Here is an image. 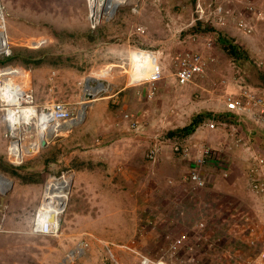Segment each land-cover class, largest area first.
I'll list each match as a JSON object with an SVG mask.
<instances>
[{
  "label": "rangeland",
  "instance_id": "rangeland-1",
  "mask_svg": "<svg viewBox=\"0 0 264 264\" xmlns=\"http://www.w3.org/2000/svg\"><path fill=\"white\" fill-rule=\"evenodd\" d=\"M2 2L10 54L0 60L19 58L0 67L20 73L1 78L21 82L26 103L63 101L76 117L90 103L20 165L0 111V264H264V190L254 186L264 184V117L258 104L235 106L244 94L264 99V0H126L97 27L90 0ZM195 53L205 70L182 85L178 69ZM89 82L105 89L87 98ZM200 113L224 116L172 135ZM11 165L19 173L2 169ZM64 173L61 233L40 234L45 182Z\"/></svg>",
  "mask_w": 264,
  "mask_h": 264
},
{
  "label": "built area",
  "instance_id": "built-area-1",
  "mask_svg": "<svg viewBox=\"0 0 264 264\" xmlns=\"http://www.w3.org/2000/svg\"><path fill=\"white\" fill-rule=\"evenodd\" d=\"M0 9L3 13V25L6 24L5 10L2 0H0ZM99 15L93 16L90 9L89 18L93 24V27H97L99 23L106 17L111 18L105 11L98 8ZM104 12V13H103ZM106 13V14H105ZM100 16V17H98ZM7 25V24H6ZM8 32V30H7ZM5 32L6 36L0 39L6 38V47L0 49V54H10L8 33ZM1 42V41H0ZM206 67V61L202 54L195 53L191 54L183 59L181 66L178 69L177 79L182 85L187 84L194 80V78L204 72ZM20 73V70L12 65H7L6 67H0V111L4 113L6 122L8 123L9 130L8 135L11 138L9 146V157L10 161L16 165L23 163L25 155L32 154L42 146L43 141L45 144L49 142L54 136H59L64 133L69 132L75 124L77 117L74 115V111L63 101H54L51 103L33 104L30 99L29 102H25L24 91L22 89L21 82H13L11 78L5 79L1 78L7 74ZM11 86H17L22 94V96L17 97L12 94ZM2 89L6 90L4 92ZM5 97L17 98V102L13 103L9 99L6 101ZM244 101H237L235 103L236 108L246 109L250 108L252 105L258 104L261 113L264 117V99H259L254 97L252 94H244L242 96ZM16 115L19 116L16 123H12V118ZM264 120V118H262ZM210 127H215V123L212 119L206 120ZM206 124V123H205ZM134 125V124H133ZM49 132H51L50 135ZM44 134V135H43ZM23 137H31V141L25 145ZM16 142V145L14 143ZM43 144V145H45ZM207 147V148H206ZM204 149L205 160H211L214 158L212 147L206 146ZM176 149H180L176 147ZM186 148L185 150H187ZM154 153L155 150H152ZM154 158V154L151 155ZM72 175L64 173L62 175H52L47 178L42 195V202L37 209L35 215V230L43 235L49 236H59L61 231V215L66 210L70 189L66 191L65 185L59 187V182L69 180L72 182ZM192 180L195 182L196 187H201L206 185L205 178L200 172L195 171L191 176ZM256 188L264 190L263 183H256L254 185ZM56 210V220L52 221L50 219L51 215ZM59 217V221L57 218Z\"/></svg>",
  "mask_w": 264,
  "mask_h": 264
},
{
  "label": "trees",
  "instance_id": "trees-1",
  "mask_svg": "<svg viewBox=\"0 0 264 264\" xmlns=\"http://www.w3.org/2000/svg\"><path fill=\"white\" fill-rule=\"evenodd\" d=\"M207 28L209 30H214L213 29L214 27L211 25V23L208 24ZM200 29L203 30L205 28L202 27L201 24L193 28V30H195V31H198ZM219 40H220V42L223 43L224 47L227 49V51L230 53V55H232V57L239 58L240 56L243 55V50H242L241 45L239 43H235L233 40L226 38L220 34H219ZM17 55H19V54H17ZM17 55H15V56H17ZM15 56L6 57L5 59H1L0 64H4V63L12 61ZM17 58H19V56H17ZM24 61L27 63V65H31L34 62H39L38 59H33L30 56L24 58ZM260 76L264 80V71H260ZM207 115L212 120H215V119L219 120V119L223 118V116H224V115H221V113L217 114V115L213 114V113H207ZM207 115H206V113L198 114L196 117H194V119L192 120V122L190 124L185 125L184 127H180L178 129H175L174 131H171L172 135L182 134L183 136H187V135L192 134L197 129V127L203 122V120L206 118ZM22 167H24V166H22ZM18 168H20V167H15L13 165L7 166V167L2 166V169H4L5 171H9L11 173H16V174L19 173Z\"/></svg>",
  "mask_w": 264,
  "mask_h": 264
},
{
  "label": "bare ground",
  "instance_id": "bare-ground-1",
  "mask_svg": "<svg viewBox=\"0 0 264 264\" xmlns=\"http://www.w3.org/2000/svg\"><path fill=\"white\" fill-rule=\"evenodd\" d=\"M126 0H90V3H91V7H92V9L96 12V14L97 15H99V13H98V8L101 10V12L102 11H112L113 10V8L114 7H117L118 5H120V4H122L123 2H125ZM110 11V12H111ZM2 12H1V9H0V26H4L3 25V23H2V21H3V16H2ZM0 36L1 37H3V36H6V34H5V31H1L0 32ZM0 49H4L5 47H6V42H7V40H6V38H3V39H0ZM87 90L89 91V93H90V90H94V91H100V90H103V89H105V86L102 84V83H100L98 86H93L92 84H90V82L87 84ZM92 93V92H91ZM14 95V94H13ZM6 98V101L9 99L11 102H13V103H16L17 102V100L15 99V98H11V97H5ZM89 103H90V100H86L82 105H83V107H82V109H80L79 110V116L77 117V119H76V121L77 122H79L82 118H84L85 117V115H86V112H87V107L89 106ZM19 118V116L18 115H16L15 117H13L12 119V121H11V124L12 123H16L17 122V119ZM51 134V132H49V134L48 135H50ZM44 135V134H43ZM14 145H16V142L14 143ZM0 174H2V173H0ZM3 175H5V174H3ZM7 180L9 181V183L11 182V180L7 177ZM70 183H71V181L69 182V180H65V181H62V182H59V184H58V186L59 187H62V186H64L65 185V187H66V191H67V189L70 187L69 185H70ZM11 184V183H10ZM10 184H8V187H5L3 190H1V191H5V190H7L9 187H10ZM56 210L54 209V214H55V216H56ZM55 220H56V217H55ZM54 220V221H55ZM57 221H59V217L57 218Z\"/></svg>",
  "mask_w": 264,
  "mask_h": 264
},
{
  "label": "water",
  "instance_id": "water-1",
  "mask_svg": "<svg viewBox=\"0 0 264 264\" xmlns=\"http://www.w3.org/2000/svg\"><path fill=\"white\" fill-rule=\"evenodd\" d=\"M86 97L91 99V98H93V94H92L91 92H90V93L88 92V93L86 94ZM43 144H45V141H43ZM55 217H56V216H55V214L53 213V214L51 215L50 219H51L52 221H54V220H55Z\"/></svg>",
  "mask_w": 264,
  "mask_h": 264
},
{
  "label": "crops",
  "instance_id": "crops-1",
  "mask_svg": "<svg viewBox=\"0 0 264 264\" xmlns=\"http://www.w3.org/2000/svg\"><path fill=\"white\" fill-rule=\"evenodd\" d=\"M8 30V29H7ZM208 145V144H207ZM188 154V153H187Z\"/></svg>",
  "mask_w": 264,
  "mask_h": 264
}]
</instances>
